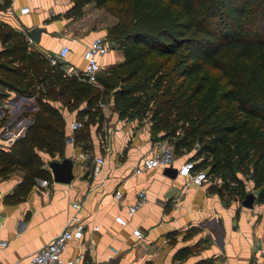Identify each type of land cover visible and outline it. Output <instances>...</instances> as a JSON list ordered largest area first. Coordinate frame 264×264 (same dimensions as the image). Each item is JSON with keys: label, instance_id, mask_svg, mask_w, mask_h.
I'll return each mask as SVG.
<instances>
[{"label": "trees", "instance_id": "obj_1", "mask_svg": "<svg viewBox=\"0 0 264 264\" xmlns=\"http://www.w3.org/2000/svg\"><path fill=\"white\" fill-rule=\"evenodd\" d=\"M111 1L117 20L106 36L123 59L101 69L96 83L68 72L63 61L51 63L22 31L0 20V83L37 103L23 132L0 147V176L24 171L6 201L23 198L36 178L51 180L39 151L64 157L65 122L51 101L76 111L72 143L87 151L91 126L102 132V106L111 99L120 114L152 102L155 138L172 142L176 154L195 147V168L218 179L223 193L242 199L251 180L264 204V0H72L64 16ZM9 6L0 0V10ZM152 57L171 65L162 69ZM207 69L219 75L186 82Z\"/></svg>", "mask_w": 264, "mask_h": 264}, {"label": "crops", "instance_id": "obj_2", "mask_svg": "<svg viewBox=\"0 0 264 264\" xmlns=\"http://www.w3.org/2000/svg\"><path fill=\"white\" fill-rule=\"evenodd\" d=\"M92 3L83 7L81 16L65 17L72 0H10V6L0 10V20L25 35L32 26L44 27L39 41H34L35 49L49 56L62 44H68L65 67L81 70L85 47L94 37L107 34L108 28L104 31L92 26L85 32L73 33L75 38L67 29ZM24 6L29 11L21 13ZM122 59L121 51L111 48L99 56L101 67ZM51 104L59 108L65 122L64 157L73 159V178L70 182L54 181L48 163L64 157H51L45 151L39 154L51 180L36 178L18 201H6V196L14 192L24 171L16 169L0 176V264H27L29 256L64 227L74 210L72 202L77 200H84L79 215L85 228L82 238L69 240L66 257L83 252L85 260L97 263L112 258L118 259L117 264L258 263L259 250L264 245L263 203L255 199L252 207L243 206L239 200L242 202L244 197L223 193L218 179L209 178L202 185L187 183L178 174L179 165L188 159L187 152L177 154L173 164L167 166L176 168V175L166 174V167L136 173L142 158L166 145L167 139L155 138L149 123L138 126L123 120L119 111L109 113L111 106L115 108L112 100L102 106L105 139L96 131V125L91 126L87 151L72 143L73 128L78 124L76 111H69L59 101ZM36 109L33 96L0 83V147L10 146L31 122ZM97 156H102L105 163L101 173L94 176L92 165ZM245 187L256 195L251 180L245 182ZM117 189L121 191L119 199L113 197ZM141 189L147 199L128 216L127 207L137 199ZM117 215L127 219L126 225L115 221ZM134 228L140 229L141 238L133 234ZM184 247L189 248V253L176 258L177 251Z\"/></svg>", "mask_w": 264, "mask_h": 264}, {"label": "built area", "instance_id": "obj_3", "mask_svg": "<svg viewBox=\"0 0 264 264\" xmlns=\"http://www.w3.org/2000/svg\"><path fill=\"white\" fill-rule=\"evenodd\" d=\"M28 11V6L20 8L21 13H26ZM26 39L29 46L35 48V42L29 35H26ZM69 51L70 46L68 44H62L55 54L49 55L48 57L51 63H56L57 61L64 62L67 59ZM107 51L108 45L106 39L102 36H96L89 42L83 51L85 60L83 68L81 70H76L73 67H66V70L71 73L81 74L89 82L96 83L97 74L102 69L99 56L105 54ZM174 160V148L172 145L166 144L154 150L150 155L144 156L136 167L135 172L139 173L145 169L155 167H167L172 165ZM104 163L105 159L102 156H97L94 159L92 165V174L94 176L101 173ZM178 174L185 177L187 183L194 185H202L209 179L207 170L196 169L195 161L191 159H186L179 165ZM113 197L119 199L121 197V191L117 189L113 193ZM146 199V192L144 189H141L138 192L137 199L132 204L128 205L127 215L132 216ZM83 202L84 200L72 202L74 210L64 227L48 243L32 253L29 256L27 264H97V262L85 260V253L83 252L72 257L65 256L69 240L82 238L85 223L79 215V209ZM115 221L121 225H126L127 223V219L121 215L115 216ZM97 228L96 226L95 229ZM132 232L136 237H142L139 228H134ZM259 253L260 259L257 264H264V245L260 247Z\"/></svg>", "mask_w": 264, "mask_h": 264}, {"label": "rangeland", "instance_id": "obj_4", "mask_svg": "<svg viewBox=\"0 0 264 264\" xmlns=\"http://www.w3.org/2000/svg\"><path fill=\"white\" fill-rule=\"evenodd\" d=\"M114 5H115V1H111L106 6L98 7V8L95 7L93 5V3L89 4V6H87V8H86L84 15L81 18H75L70 22L71 25L67 29L68 34L71 37L75 38L73 33L76 35L79 30H82L85 32L87 30H90V28L92 26L95 28H99L100 30L105 31L106 28H109L117 20V17L112 13V9H113L112 7ZM105 32H107V30ZM101 36H104L106 38L108 48H111L113 50L114 49L119 50L117 48V44L113 40L109 39L106 36V34L101 35ZM150 60L155 66L162 64L163 65L162 69H167L171 65L170 64L171 62L170 63H164L165 58H163V57H161V58L152 57ZM107 67L108 66H104V67H102V69H105ZM205 74L209 75V77L211 79H214L215 77H217L219 75V72L215 69H207L206 71H204L202 73L196 74V75L188 78L186 80V82L191 81L192 83H196ZM108 102H107V104H108ZM106 106H108V105H106ZM153 107H154L153 103L148 102L147 105L142 107V108H138V109H135V110L129 111V112L125 111V112L121 113L120 115H121V118L123 120L132 121V122H134V124H136L138 126H144V123L146 122L147 124L149 123V126L151 127V125H152L151 115L153 112ZM110 112H117L118 113V110L111 106V111H109V113ZM263 127H264V123H263ZM100 135L102 136L103 139H105L104 131H102L100 133ZM156 138H157V136H156ZM166 144L173 146V143L170 142L168 139L166 141ZM195 152H196L195 147L193 149H191L190 151H187V153L185 154V155H187L186 158L191 159V156L194 155ZM176 156H178V155L175 153V157ZM247 192H249V191H247ZM239 201H240L239 203H241V200H239Z\"/></svg>", "mask_w": 264, "mask_h": 264}, {"label": "water", "instance_id": "obj_5", "mask_svg": "<svg viewBox=\"0 0 264 264\" xmlns=\"http://www.w3.org/2000/svg\"><path fill=\"white\" fill-rule=\"evenodd\" d=\"M42 31H45L44 27L35 25L27 29L26 33L29 35L35 42H38L40 39V34ZM71 140V138H68ZM48 166L51 169L52 177L54 181L59 182H70L73 178V159L70 157H64L62 160H51L48 163ZM164 172L168 175H176L177 169L172 167H166ZM256 196L253 192H247L242 199V205L246 207H252L256 199ZM118 259L112 258L108 260L99 261L97 264H117Z\"/></svg>", "mask_w": 264, "mask_h": 264}]
</instances>
